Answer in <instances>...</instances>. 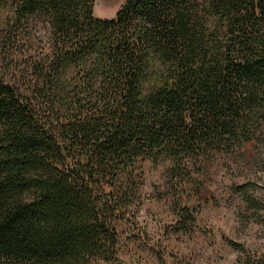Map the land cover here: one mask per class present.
<instances>
[{
  "label": "trees",
  "instance_id": "16d2710c",
  "mask_svg": "<svg viewBox=\"0 0 264 264\" xmlns=\"http://www.w3.org/2000/svg\"><path fill=\"white\" fill-rule=\"evenodd\" d=\"M93 1L0 0V264H125L137 164L188 182L264 121V0H123L109 18ZM32 17L49 46L19 64Z\"/></svg>",
  "mask_w": 264,
  "mask_h": 264
},
{
  "label": "rangeland",
  "instance_id": "374dc122",
  "mask_svg": "<svg viewBox=\"0 0 264 264\" xmlns=\"http://www.w3.org/2000/svg\"><path fill=\"white\" fill-rule=\"evenodd\" d=\"M93 2L94 15L109 18L123 0ZM9 13L0 9V21ZM44 21L28 20L25 54L12 53L19 64L49 46ZM237 144L215 153L206 169L191 166L188 182L169 178L167 161H140L139 191L116 225L118 258L125 264H264V121L252 139ZM184 208L192 219H182Z\"/></svg>",
  "mask_w": 264,
  "mask_h": 264
}]
</instances>
